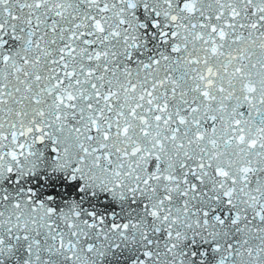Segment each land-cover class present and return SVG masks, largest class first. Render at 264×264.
<instances>
[{"label":"snow or ice","instance_id":"obj_1","mask_svg":"<svg viewBox=\"0 0 264 264\" xmlns=\"http://www.w3.org/2000/svg\"><path fill=\"white\" fill-rule=\"evenodd\" d=\"M0 264H264V0H0Z\"/></svg>","mask_w":264,"mask_h":264}]
</instances>
